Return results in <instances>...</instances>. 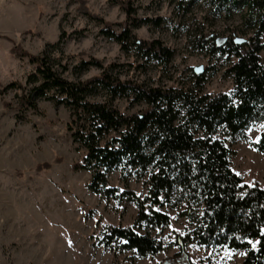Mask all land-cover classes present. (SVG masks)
I'll list each match as a JSON object with an SVG mask.
<instances>
[{"label": "trees", "instance_id": "1", "mask_svg": "<svg viewBox=\"0 0 264 264\" xmlns=\"http://www.w3.org/2000/svg\"><path fill=\"white\" fill-rule=\"evenodd\" d=\"M112 1L124 12L122 22L105 21L91 13L83 0L77 10L101 23V33L115 41L121 51L134 52L141 63L135 61L130 67L143 70L155 63L165 70L174 50L160 39H141L133 34L142 25L160 27L165 18L138 17L132 0ZM169 2L185 13L199 5L202 22H238L232 34L239 31L249 35L241 37V43L236 37H228L221 45L214 41V31L197 35L201 50L235 58L226 70L233 81L231 92L205 93L203 73L197 74L193 89L148 86L131 76L120 77V65H105L95 57L80 59L75 71L80 75L96 68L98 74L70 80L63 76L69 65L62 62L59 43L48 44L38 54L14 45L10 52L27 59L34 71L24 83L13 81L0 89V95L15 90L16 105H3L17 110L18 119L36 110L42 100L69 109L67 130L76 150L83 151L72 170L91 173L87 188L92 193L127 200L137 208L130 226L107 225L105 247L115 243L121 251L131 250L141 257L158 253L163 243L151 236L150 230L169 223V214L157 208L170 207L193 224L188 232L176 235L179 253L196 243L242 251L241 264H264V188L259 183L244 182L232 170L234 151L218 136L220 132L230 137L243 135L251 123L264 122V63L260 57L264 50V0ZM118 98L146 106L127 114L116 107ZM251 145L264 153V128ZM51 167L52 163L44 162L36 170ZM116 170L120 177L143 180L146 195L111 187L109 175Z\"/></svg>", "mask_w": 264, "mask_h": 264}, {"label": "rangeland", "instance_id": "2", "mask_svg": "<svg viewBox=\"0 0 264 264\" xmlns=\"http://www.w3.org/2000/svg\"><path fill=\"white\" fill-rule=\"evenodd\" d=\"M81 1L0 0V89L13 81L24 83L34 71L27 59L10 52L14 45L38 54L48 44L59 43L62 62L69 65L63 76L70 80L98 74L96 68L80 75L75 71L80 59L95 57L105 65H120V77L131 76L148 86L193 89L199 76L193 69L202 67L205 93L232 91L233 81L226 70L235 58L201 50L197 35L214 31L218 45L231 36L247 38L249 35L239 31L232 34L238 22H202L199 5L185 13L169 0H132L138 17L165 18L162 26L142 25L133 34L141 39H160L174 50L165 70L155 63L137 70L129 66L135 61L141 63L134 52L121 51L115 41L105 37L101 23L77 10ZM83 1L91 13L105 21L124 20V12L112 0ZM261 41L264 44V35ZM260 57L264 63V50ZM14 94L15 90L9 89L0 95V264H241L244 252L225 247L192 243L179 253L176 235L188 232L193 224L170 207L157 208L169 214V223L150 230L151 236L163 243L158 253L141 257L131 250L121 251L115 243L105 247L107 225L130 226L137 214L135 204L92 193L87 188L91 173L72 170L83 151L76 150L67 130L68 108L42 100L36 110L18 119L17 110L3 105L9 102L14 107ZM115 105L127 114L146 106L121 98ZM263 128L264 122H253L243 135L230 137L220 132L218 136L234 151L230 157L232 170L244 182L259 183L264 188V153L251 145ZM56 159L61 162L55 163ZM44 162L52 163V167L37 171ZM108 183L133 190L141 197L147 192L143 180L120 177L117 170L109 175Z\"/></svg>", "mask_w": 264, "mask_h": 264}, {"label": "water", "instance_id": "3", "mask_svg": "<svg viewBox=\"0 0 264 264\" xmlns=\"http://www.w3.org/2000/svg\"><path fill=\"white\" fill-rule=\"evenodd\" d=\"M235 41L238 42V43H241V42L244 41V38L236 37V38H235ZM197 68H198V69H202V71H199V72L194 71L195 74H202V73H203V68H202V67H195L194 69H197Z\"/></svg>", "mask_w": 264, "mask_h": 264}, {"label": "snow or ice", "instance_id": "4", "mask_svg": "<svg viewBox=\"0 0 264 264\" xmlns=\"http://www.w3.org/2000/svg\"><path fill=\"white\" fill-rule=\"evenodd\" d=\"M194 71H197V72H199V71H202V69H193ZM171 227V226H170ZM249 243H251V241H249ZM242 255H243V253H242Z\"/></svg>", "mask_w": 264, "mask_h": 264}, {"label": "flooded vegetation", "instance_id": "5", "mask_svg": "<svg viewBox=\"0 0 264 264\" xmlns=\"http://www.w3.org/2000/svg\"><path fill=\"white\" fill-rule=\"evenodd\" d=\"M176 264V263H175Z\"/></svg>", "mask_w": 264, "mask_h": 264}]
</instances>
